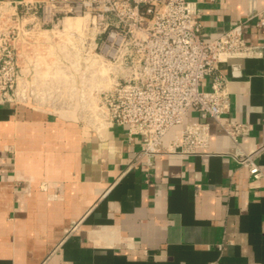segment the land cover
<instances>
[{
	"label": "crops",
	"instance_id": "obj_1",
	"mask_svg": "<svg viewBox=\"0 0 264 264\" xmlns=\"http://www.w3.org/2000/svg\"><path fill=\"white\" fill-rule=\"evenodd\" d=\"M191 1L206 38L245 20L251 4L264 9V0ZM76 18L62 20L64 32L47 31L64 36ZM244 36L261 54L222 65L231 93L223 120L248 125L239 142L261 148L264 173V26L246 22ZM194 120L191 111L186 121ZM206 121L207 149L157 155L148 170L137 160L140 137L123 126L99 129L44 104H0V264H264V178L236 162L218 121Z\"/></svg>",
	"mask_w": 264,
	"mask_h": 264
},
{
	"label": "built area",
	"instance_id": "obj_2",
	"mask_svg": "<svg viewBox=\"0 0 264 264\" xmlns=\"http://www.w3.org/2000/svg\"><path fill=\"white\" fill-rule=\"evenodd\" d=\"M2 4L14 21L29 15L32 21L22 26L33 23L31 29L50 26L64 32L65 17H89V22L65 35L74 60L94 64V74L104 65L114 79L99 92L98 113L104 123L98 118L92 124L99 129L123 126L129 138L140 137L137 160H143L148 170L157 155H193L207 149L211 135L206 119L212 117L236 143L231 152L236 162L253 177L264 178L256 160L261 148L244 149L239 142L248 134V125L223 120L230 111L231 93L222 68L261 54L260 45L246 41L244 28L252 20L264 26V9L251 4L245 20L206 38L200 10L191 0H46L20 3L21 8ZM14 28L0 33V104L20 101L23 72L15 43L20 32ZM191 111L198 113L199 120L186 121ZM176 126L179 130L164 144V137Z\"/></svg>",
	"mask_w": 264,
	"mask_h": 264
},
{
	"label": "rangeland",
	"instance_id": "obj_3",
	"mask_svg": "<svg viewBox=\"0 0 264 264\" xmlns=\"http://www.w3.org/2000/svg\"><path fill=\"white\" fill-rule=\"evenodd\" d=\"M5 9L7 7L2 4L0 33L15 29V26L20 32L15 42L23 72L19 79V100L25 103L44 104L52 112L76 113L89 123L101 118L99 122L104 123L98 113L100 111L98 99L99 92L114 82L113 77L108 75V68L100 65L97 74H94L93 70L97 69L94 64L74 60L67 34L62 36L57 32L54 34L47 31L50 26L31 29L33 23L23 27V24L32 21L29 15L14 21L10 19V13L4 11ZM21 15L20 13L19 16ZM89 20V17L78 16L75 23L83 25ZM10 24L11 28H7ZM65 24L66 27H71ZM58 40H61V44L56 46Z\"/></svg>",
	"mask_w": 264,
	"mask_h": 264
},
{
	"label": "bare ground",
	"instance_id": "obj_4",
	"mask_svg": "<svg viewBox=\"0 0 264 264\" xmlns=\"http://www.w3.org/2000/svg\"><path fill=\"white\" fill-rule=\"evenodd\" d=\"M106 70V69H105Z\"/></svg>",
	"mask_w": 264,
	"mask_h": 264
}]
</instances>
